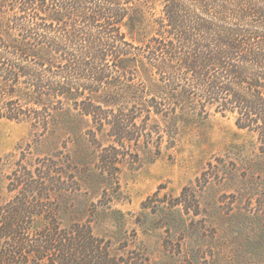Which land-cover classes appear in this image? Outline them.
I'll return each instance as SVG.
<instances>
[{"label": "rangeland", "instance_id": "1", "mask_svg": "<svg viewBox=\"0 0 264 264\" xmlns=\"http://www.w3.org/2000/svg\"><path fill=\"white\" fill-rule=\"evenodd\" d=\"M111 71L106 85L117 86L105 85L92 102L111 122L131 120L130 139L118 143L114 123L85 115L86 99L48 101L46 127L0 119V207L33 177L49 189L43 201L64 226L91 222L116 253L152 264H264L258 133L214 107L203 116L175 112L165 73L149 63Z\"/></svg>", "mask_w": 264, "mask_h": 264}, {"label": "trees", "instance_id": "2", "mask_svg": "<svg viewBox=\"0 0 264 264\" xmlns=\"http://www.w3.org/2000/svg\"><path fill=\"white\" fill-rule=\"evenodd\" d=\"M138 63L165 73L175 112L237 114L264 152V0H0V119L46 127L48 101L86 99L81 111L114 123L111 136L123 144L131 120L111 122L92 101L113 66L126 73ZM20 182L0 207V264H152L114 252L91 222L64 226L43 201L47 186Z\"/></svg>", "mask_w": 264, "mask_h": 264}]
</instances>
